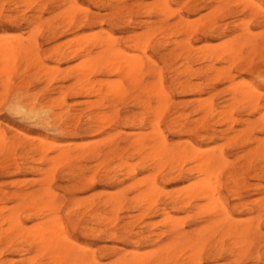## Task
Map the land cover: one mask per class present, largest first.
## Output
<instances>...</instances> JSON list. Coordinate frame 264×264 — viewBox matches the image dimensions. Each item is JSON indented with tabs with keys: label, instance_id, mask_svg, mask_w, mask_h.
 <instances>
[{
	"label": "rangeland",
	"instance_id": "rangeland-1",
	"mask_svg": "<svg viewBox=\"0 0 264 264\" xmlns=\"http://www.w3.org/2000/svg\"><path fill=\"white\" fill-rule=\"evenodd\" d=\"M160 1L0 0V39L4 40H0V46L9 38L11 39H9V42L16 44L18 35L20 37V39L18 38L19 44L20 40L25 39L27 41H22V44H25L23 46H32V48L30 47L31 50L23 54H16L12 69L10 68L12 71L9 70L8 73L3 74V64L0 61V131L2 135H5H3L5 146L2 144L4 149L5 147L9 149V146L12 145L10 152L5 153L4 149L1 148L3 146L0 144V149H2L0 150V190L8 194L13 191L28 193L38 191L43 182L51 188L52 192L55 193V204L58 207V212L67 228L69 247L71 246L72 250L68 253L70 258L65 264H73V255L92 258L94 254L97 264H119L121 261L132 260L130 257H134V255L138 257L142 253L143 255L147 254V256H140L144 264H264V158L260 157L261 155L254 157L249 152L247 153L249 149L254 147V144H251L250 139L247 138L264 139V128L261 129L260 124L257 123L261 114L264 116V110L260 109L258 114L257 112L249 113L246 108L244 110V107L240 106L233 108V117L239 122L232 123V132L230 131L223 136L221 132L226 129V125L217 124L216 121H211V119L208 120V135L211 137L209 141L205 138L207 135L201 126L196 127L194 134L180 131L179 128L168 130L170 121L181 113L182 115L186 114L187 121L200 118L201 114L197 111V102L210 99L214 108L225 107L226 109H224L227 110L230 105L228 94L230 91L227 89H230L231 82H234L235 84L232 83V85L235 86H242L243 82L255 86L260 92L257 101L258 106L263 107L264 0H249L253 3L248 0H222L223 3L227 4V7L221 11L222 13H215L216 16L214 15V17L211 16V11L218 6V0H165L169 8L167 7V11L165 10L164 13L161 12L163 4L160 5ZM252 4L254 7H252ZM258 4L262 6V12L256 9ZM76 5L78 8H76ZM69 6L74 11L69 10ZM68 21L71 22L70 25ZM183 22L191 23L193 28L188 25L191 27L190 29L196 30L192 33L188 32L190 33L189 36L180 33L184 25H187ZM244 27H247L249 33L252 32L251 34H253L248 33V35L245 33L244 35L251 42L254 41L258 43L259 47L263 48L256 50L254 54L242 53V59L244 58L242 63L228 69L230 75L232 74L231 82L225 80L223 76L214 80L215 74L207 71V65L211 63L203 62L204 59H200V54L205 53L204 51H210L211 45L215 47L213 51H220L222 49V47H220L221 49L218 48V45H222L220 40L230 39V36L234 37L236 32L238 33L235 36L242 34L241 31ZM150 29H152L150 34H155L151 36L150 40L151 51L148 48L145 55H142L131 47L133 43L131 41L129 43L128 38L134 34L140 35ZM107 34L115 37L116 48L122 49L126 56L139 55L140 57L149 56L151 58L156 69L160 70L163 87L169 96L164 104L163 102L160 104L159 100L153 95L148 97V94L146 93V95L141 88L130 89L121 99H111V97L101 99L96 94L85 95L81 93L79 87L82 84L78 80L83 75L82 70L84 71L82 68L85 60L82 58H87L89 55L90 59L93 57L92 55L98 54L100 49L97 48V50L91 43L100 39L99 36L105 39L104 35ZM29 35L30 38L32 37L31 40H28L30 39ZM81 36H84L83 38L88 36L89 39L91 37L93 40L87 44V37L81 39L78 44L76 42L77 38H81ZM232 36L231 38H233ZM15 37L16 39L13 40ZM32 39L36 44L33 43ZM72 39L76 40L73 41ZM70 40L73 42L71 43ZM187 40L190 42L191 48H194L197 52L193 50L195 54L194 52L190 54L191 57L188 62L184 59L182 51L174 48L173 44L175 41L186 42ZM81 41H84L82 43L85 44V47L83 45L81 48ZM25 42H28V44ZM201 46L203 47L201 48ZM205 46H208V50L205 49ZM239 46L237 45L236 48ZM198 47L200 49L204 48L201 53ZM217 48L218 50H216ZM242 48L243 51H246V48ZM196 49H199V51ZM85 50H87V53L83 54L86 52ZM261 50H263L262 53H260ZM67 53L69 57L66 56ZM136 53L138 55H135ZM81 64H83V67H81ZM212 64L216 66L214 68H228V65L221 63V61H214ZM185 66H189L192 72L185 73ZM49 67L50 69H48ZM47 70L49 72H46ZM193 70L195 71L193 72ZM258 74H261V77ZM116 79L115 82H124L123 79L116 78L114 74L100 75L95 73L87 77V80L94 83L93 88L97 89L99 84L101 89L104 87L101 90L102 92L106 90L107 85H110ZM157 79V76L148 73L142 77L145 85L154 84ZM103 81L108 83L106 82V84ZM179 82L187 86L191 84L198 85V92L191 93L189 89H178ZM15 97L23 103L28 102V100L32 101L38 107L47 109L52 113L60 114L59 112H61L62 121H57L56 125L53 124L52 127L44 130L33 122L19 119L11 110ZM98 100L99 103L97 104ZM138 101H141L142 104H138ZM146 103H149L147 109L144 108ZM164 105L167 108L163 111L164 114L159 119L158 125L169 146L182 145L186 141H192L196 142L197 147L200 149L209 150L210 147L219 148L221 145L228 163L221 172L220 183L222 187L220 191L222 197L228 202V210L231 214L229 222H221L218 225L216 224V227H211L210 225L214 221H220L223 217L211 213V210H209L211 207L208 206V203L205 204L206 201L195 202L194 204L197 206L194 205L192 209L186 208V210L181 204H179V207H182V209L178 206L173 209L169 196L175 193L174 190L180 189L177 192L183 193V190L185 191L184 187H189L190 180L193 181L194 179L195 183L200 178L193 174L188 180H185V177L178 176L179 169H174L173 166L171 168L169 164H166L161 170L159 169V172L153 162H149L148 158L144 157L146 154L144 151L140 154L135 152L133 154L134 150L131 148L130 141L136 133H145L144 135L151 133L149 122L155 120L153 112L158 108H161L162 111ZM114 110H117L116 113ZM114 113L115 117H111V114L114 116ZM96 114H110L111 119L106 120L108 123L104 121L105 124L89 122L88 118ZM140 119L143 120L142 127L139 123ZM245 119L255 125L253 130L247 137L245 136L246 140L243 139V136L232 139V142L231 137L236 132L244 129L245 124H243V121ZM101 125L105 126L104 129L96 131L97 126ZM57 126L65 127L66 131L61 133L57 130ZM45 136L54 139L55 143L60 146L64 144L59 149L64 147L67 149L69 156L66 161L62 160L64 157H57L60 152L53 149L46 153L45 162H36L39 156L29 153V146L32 144V139H41ZM88 152L90 153L88 154ZM83 154L86 155L83 156ZM54 159L56 160L54 161ZM247 165L249 166L247 167ZM193 166V163H186L182 165V169L186 170ZM228 176L229 179H227ZM231 176L235 182L237 180L234 186L230 180ZM90 178L93 181H90ZM153 180L160 190L158 195L152 198L151 203L153 204L151 205L150 202V204L141 202V196L150 189ZM181 190L182 192H180ZM237 193L239 196L236 195ZM134 197H140L139 202ZM13 199L10 196L0 198V210L5 211L2 213L4 216L13 210V207L20 211L24 210L22 212L24 214L29 215L33 212L30 204L26 206L29 200L21 203L19 199ZM113 200H118L119 204L109 205ZM135 201L138 203L135 204ZM144 204H147L145 206L149 208H144ZM17 205L19 207H16ZM23 206H26V210L23 209ZM197 207L201 208L195 209ZM203 207H209L207 209L210 213L206 208L204 210ZM112 208L114 211L110 212ZM202 211L205 212L202 213ZM168 213L172 219L175 218L176 224L181 222L182 227L180 224L175 225L174 220L172 222L166 221ZM95 215L96 218H94ZM103 216L107 219H102ZM36 221L39 222L38 220L29 221L24 218L25 226L28 227L36 224ZM167 222L170 225L174 224L171 225L172 228ZM248 224L253 226L254 233L247 240L248 246L238 250V241L234 237L230 239V236L228 237L225 232L238 225ZM2 228L4 229V227ZM206 228L210 229L206 230ZM202 229L205 230L202 231ZM183 234L189 237L191 241L201 240L202 245L197 244L195 248L180 245L175 247V250L167 248ZM6 239L0 241V263L53 264L47 261L48 254L40 256L39 259L35 256L37 260L32 257L40 251L36 245L27 247L28 243L24 239H20V243V240L16 241V238H13V241L14 239L15 241L10 242V244V239L8 238V241ZM17 243L18 247H22L24 250L18 256L15 251ZM199 245L202 248H200V255L196 252L199 251ZM164 247L168 251H165ZM245 249L247 251L243 253ZM174 253L177 256H174L175 259L173 260ZM194 253L198 256L195 258L196 262L191 260H194L192 258ZM31 257L35 258L34 262Z\"/></svg>",
	"mask_w": 264,
	"mask_h": 264
},
{
	"label": "bare ground",
	"instance_id": "bare-ground-1",
	"mask_svg": "<svg viewBox=\"0 0 264 264\" xmlns=\"http://www.w3.org/2000/svg\"><path fill=\"white\" fill-rule=\"evenodd\" d=\"M26 2H28V1H26ZM160 2H161L160 5L163 4V7L161 6L162 7L161 12L164 13L165 10L167 11V7L168 6H167L165 0H163V1L161 0ZM223 2L224 1H222V0H218L217 1L218 6L217 7H214L213 10L211 11V16L212 17H214V15L216 16L215 13H218V14H219V12L222 13L221 11H223L227 7V4L226 3H223ZM250 3H253V1L250 2ZM32 4L34 5V3H32ZM32 4H31V6H32ZM252 7H254V5ZM76 8H78L77 5H76ZM261 8H262V6L260 4H258L256 6V9L259 10L260 12H262ZM71 9L73 10L72 7L69 8V10H71ZM174 10H173V12H174ZM163 13H161V14H163ZM69 15H71V14H69ZM165 15L167 16V14H165ZM70 23L68 21V24L69 25H70ZM246 23H247V21H246ZM183 24H187V23H184L183 22ZM180 25H181V22H180ZM188 25H191V23L190 24H187V25H184V28L181 29L180 33L182 32V33H184L187 36L188 34H190L188 32H191L192 33V32H194L196 30V29H192L191 30L190 28L192 27V25H191V27L188 26ZM205 26H204V29H205ZM242 27H243V25H242ZM151 31H152V29L145 31V32H143L140 35L134 34V35H132V36H130L128 38V42L130 43V41H131L133 43L131 47L134 50H136L139 53H141L142 55H145L146 50L148 48L150 49V40L152 38L151 36L153 35V33H152V35L150 34ZM178 31H179V29H178ZM207 31H208V29H207ZM241 32H242V34H240L238 36H235L236 33H238V32H236L234 34V37L231 35L233 38H231V36H230V39H227L226 38L224 40H220L222 42V45L223 46L221 44H220V46L217 44L218 45V48L222 47V49L220 48L221 50L219 49L220 51H218V52L216 51L217 53L215 51H213L215 47L213 45L210 46V44H209V46H210L209 49H211V50L210 51H207V52L204 51L205 53H202V55L200 54V59H204L203 62L206 61V62L211 63V64L207 65V67H208L207 68V71L215 74V79L214 80H217V78L223 76L225 80L230 81L232 79V77H231L232 74L230 75V72H229L228 69L231 68V67H233V66H236V65H239V64L242 63V60H244V58L242 59V53L245 52L246 54H254L256 50H260L261 48H263V47H259L258 43L254 42V41L251 42L244 35L245 33L248 34L250 32V31L247 30V27L242 28V31ZM251 33H249V34L250 35H253ZM31 36H34V35H31ZM104 36H105V39H102V37L99 36L100 39L97 38L98 40H96V42L91 43L92 46H95L96 47V49L97 48L100 49V51H98L99 53L98 54L96 53V55L95 54L94 55L91 54L93 57L90 58V59L88 57L89 55L87 56V58L86 57L85 58H82V59L85 60V62H83L84 63V67H83V64H81L82 65L81 67H83L82 69H84V71L82 70L81 73L83 75L80 76V79L78 80V82H80V84H82V85L79 84L80 85L79 88H80L81 93L82 94H85V95H91V94L94 95V94H96V95L100 96L101 99L103 97L104 98L105 97H109V98L111 97V99L112 98L113 99H115V98L116 99H121V98H124V96L128 93V91L130 89H133L134 90L135 88H137V89L138 88H141L142 91L145 92V94L146 93L148 94V97L150 95H153L155 98H157V100H159L160 104H162L161 102H163V104H164V102L169 99V96H168V93L165 91V88L163 87V84H162V81H161V76H160L161 75L160 70L159 69H156L155 64L151 60V58L149 56H143V57L141 56L140 57L137 53L135 55H138V56H134V57L126 56L124 54V52H123L122 49H120L118 47L116 48V46H115L116 45L115 37H112L111 34H107V35H104ZM35 37H36V35H35ZM83 37L81 36V38H77L78 40L76 42L78 43L81 39L87 38L86 36H85V38H83ZM91 37H92V35H91ZM91 37H90V39L88 37V39H87V42L88 43L87 44H89V42H91V40H93V38L91 39ZM96 37H98V36H96ZM18 38L20 39L19 35L17 36L16 44L9 42V39L10 38L8 40L6 39V42L3 43L4 45L1 43L3 46L2 45L0 46V57H1L0 58V61H2V64H3L2 65L3 71H4L3 74L9 72L10 68L12 67V64H14L13 62H15V60H14V59H16L15 56L19 55L18 53L23 54L26 51L31 50L30 47L32 48V46H30V45L29 46L28 45L27 46H23V45H25V44H22V41L25 40V39H22L23 37L21 38L22 40H20L21 42L19 44ZM29 38H30V35H29ZM31 38L30 39L27 38V39L28 40H31ZM94 38H95V36H94ZM15 39H16V37L13 40H15ZM0 40H3V39L1 38ZM33 40L34 39H32V41ZM74 40H76V39H74ZM88 40H90V41H88ZM225 40H227V41H225ZM17 41H18V44H17ZM25 41H27V40H25ZM73 41L70 40L71 43ZM82 42H84V41H81L80 43H82ZM33 43L36 44L34 41H33ZM262 43H263L262 45H264V38H263V42ZM26 44H28V42ZM173 44H174V48H177V49H179V50L182 51V53L184 55V59L186 60V62H188V60L191 57L190 54L195 51L194 48H191L190 42L188 40L186 42H177V41H175V42H173ZM83 45L85 47V44L82 43L81 48L83 47ZM204 45H208V44H204ZM237 45L238 46L240 45V46L238 48H236ZM167 46H168V44H167ZM202 47L203 46H201V48ZM242 47L246 48V51L245 50L243 51L242 50L243 49ZM35 48H36V46H35ZM207 48H208V46H205V49H207ZM218 48L216 50H218ZM73 49H75V48H73ZM199 49L198 50L196 49V50L199 51ZM203 49H200V53L203 51ZM21 51H22V53H21ZM71 51H72V49H71ZM71 51H70V53H71ZM85 51L86 52H84L83 54L87 53V50H85ZM150 51H151V49H150ZM82 52H83V50H82ZM195 52H194V54H195ZM262 52H263V50H261L260 53H262ZM263 54L264 53H262V55ZM127 55H129V54H127ZM183 55H182V57H183ZM66 56L69 57V54L66 55ZM191 61H192V59H191ZM214 61L215 62L216 61H221V63L222 62L223 63H226L228 65V68L227 69H225V68L224 69L223 68L222 69L221 68L220 69L214 68V67H216V66H213V64H212V62H214ZM48 69H50V67ZM189 69H190L189 66H185V68H184L185 73L186 72L188 73V71H190V73H191L192 71H191V69L190 70ZM10 71H12V70H10ZM194 71L195 70H193V72ZM46 72H49V70H47ZM81 73H79V74L81 75ZM84 73H85V75H84ZM95 73L100 74V75H103V74H109V75L110 74H114V75H116V78L118 77L121 80L123 79L124 82H120V81L119 82H115V81H117V79H116V80L113 81V83H111L110 85H107L106 90H104L102 92L101 90L104 87L101 89L100 84H99V86L97 87V89L96 88H93L92 86H93L94 83H91L90 80H87V77H89V75L95 74ZM146 73H148L150 75H153V76H157L158 79L156 80V82L154 84H146V85L143 84L142 77ZM52 74H54V73H52ZM55 74H56V72H55ZM52 78H54V77H52ZM96 81H94V82L96 83ZM103 82L106 83L107 81H103ZM230 82H229V84H230ZM97 83H98V81H97ZM232 83H234V82H231V86L229 85L230 86L229 87L230 89H227V90L230 91L229 93L227 92L229 94V96H230V98H229L230 102L228 101L230 103V105L228 106V104H226V106H228V109L227 110H225L226 109L225 107H224L225 109L224 108H220V109L214 108V105H213V103H212V101L210 99H206V100H204L202 102H199V103L197 102L198 101L197 100L196 101L197 102V111H198V113L201 114V117L198 118V119H196V120H194V121H190V120L187 121V117L185 116L186 114L182 115V113H181L178 117H176V118H174V119H172L170 121V126H169L168 130H171V128H179L180 131H185L186 133H189V134L192 133V134H194L193 132L196 131L195 130L196 127L201 126L204 129V133L207 135L205 138H207L208 141H209V140H211V137L208 135V127H209V126H207V121L208 120L211 119V121L212 120L216 121L215 123H217V124L226 125V129L221 132L222 133L221 135L223 136L224 134H227L230 131L232 132L233 126L231 124L236 121L234 119L235 117H233V114H232L233 108L240 106V107H244V110L246 108L249 111V113L257 112L258 114H259L258 111L260 109L264 110V105H263V107H259L258 106L257 101H258V98L260 97V92L258 91V89L255 86H252L249 83H245V82H243V83L241 82L242 83V86H235V85H232ZM241 83H239V84L241 85ZM245 84L246 85L249 84V85L246 86ZM177 88L178 89H181V90L189 89L190 90L189 92H191V93L193 92L194 93V92H198L197 89L199 88V86L198 85L195 86L193 84L187 86L186 84L179 82ZM98 103H99V100L97 101V104ZM63 104H61V105L63 106ZM138 104H142L141 101H138ZM148 107H149V103L148 104L146 103L144 108L147 109ZM163 107H165V108H163ZM222 107H223V105H222ZM166 108H167V106L164 105V106H162V111H161V108H158L155 112H153V115L154 116L153 115L152 116L155 118V120L149 122V125L151 126L150 127L151 128V131H150L151 133L149 135H144L145 133H141V134L140 133H136L135 134V136L133 137L132 141H130L131 142L130 143L131 144V148L134 150L133 151V154H135V153L140 154L141 152L144 151L146 153L144 155V157H147L148 160H149V162L150 161L153 162V164L155 165V168H158V169H156L158 171H159V169L161 170L166 164L167 165L169 164V165H171V168H172V166L174 167V169L178 168L179 169L178 171H180V173L177 172L178 173V176L181 177V178L182 177H185V180H188L193 174H196V176H198L200 178L199 180H196L195 183H194V179H193V181L190 180L191 182L189 181V184H190L189 187L187 188L185 186L184 187L185 188V191L183 190L184 188L182 189L183 190V193L177 192V190L179 191L180 189L174 190L175 193L174 194H171L169 196L170 199H171L170 201H171V205L173 206L172 207L173 209H176L177 206L180 209H182V207H184L185 209L186 208L192 209V207L194 205H196V204H194L195 202H197V201H206L205 204L208 203V206L211 207V209H209V207H203L204 210H205V208L206 209L208 208L209 210H211V213L212 212L214 213V215H218L219 214L220 216L223 217V219L220 220V221L219 220L217 222L214 221L210 225L211 227L212 226H215L216 224L218 225V223H221V222H226V221L229 222L231 220V214H230V212L228 210V202L222 197L221 191H220L221 190V187H222V185L220 183L221 172H222V170L224 169V167L228 163L227 162L228 160H227L226 155L224 154V152H223V150L221 148V145L219 146V148H215V146L213 148L210 147L212 149L209 148V150H205L204 148H203L204 150L203 149H200L199 147H197L198 144L196 142H192V141H186L182 145L169 146L167 144L166 137L163 135L162 131H160L159 125H158L159 119H161V116L164 114L163 111H165ZM11 110L13 111V114L16 117H18L19 119H22L23 121L33 122V123L39 125L44 130H47L50 127H52V125L55 124V123H57V121H62V115H60L61 112H59L60 114L52 113V112L48 111L47 109H44L42 107H38L32 101H29L28 100V102H24L23 103V102L19 101V99L16 98V97H15L14 102H12ZM116 111H115V113H116ZM115 113H114V116L111 114V117H115ZM109 115L110 114H98V115L96 114L94 116H90L88 118V121L89 122H94L96 124H102L107 119H111V117H109ZM74 120H76V119H74ZM139 123L141 124V127H142L143 126V120L140 119V122ZM257 123L260 124L259 127L261 129L264 128V116L262 114H261L260 118H258V122ZM109 124H111V123H109ZM243 124H245L244 129L236 132V134L231 137V140L232 139L234 140V139H236L238 137H243V136H244L243 139H245V136L247 137L248 134L253 130V128L255 126L248 119H245L243 121ZM97 127L98 128H96V131H100V130H103L105 126L104 125H101V126H97ZM259 127H258V129H259ZM56 128L61 133H64L66 131V128L65 127L61 128L60 126H57ZM3 135H2V133L0 131V144L1 145L3 144L5 146V143H3L4 140H5L4 139V136L5 135L4 136ZM243 139H242V141H243ZM247 139H250V143L251 144H254L253 145L254 147L251 148V149H249V151H247V153L249 152V154H251L254 157L255 156H258V155H261L260 157H263L264 158V139H260V138L259 139H256V138H252V137L247 138ZM233 140H232V142H233ZM90 143H92V142H90ZM4 146L1 147V148L4 149ZM62 146H60L59 144H56L55 141H54V139H50L47 136H45V137H43L41 139L34 138V139H32L31 146H29L30 147V151H31V152L29 151V153H32V154L34 153V154H36V156H39V158L36 159V162L37 163H40V162H43L46 159V153H48L49 150H53L54 149L55 151L58 150V152H60V154L57 155V157H60V158L61 157H64V159L62 158V160L66 161V158L69 156L68 155V151H67V149H65V147L63 149L62 148L59 149V147H62ZM9 147L11 148L12 145L9 146ZM10 148L8 149V147L7 148L5 147V149H4L5 153H7V152L9 153L10 152L9 151ZM2 149H0V150H2ZM89 153L90 152H88V154ZM85 155L86 154H83V156H85ZM54 158H56V157H54ZM56 159H58V158H56ZM56 159H54V161ZM34 163H35V161H34ZM186 163H193L194 166L192 168H189V169L184 170V169H182V165L183 164H186ZM125 165H127V164H125ZM248 166L249 165H247V167ZM50 167H52V166H50ZM130 168H131V166H130ZM229 176H228L227 179H229ZM198 177H197V179H198ZM44 179H45V177H44ZM165 179H167V178H165ZM170 179H171V177H170ZM238 179L240 180L239 177H238ZM230 180H231L233 186L237 182V180H236V182L233 180V177L230 178ZM90 181H93V179L91 180V178H90ZM152 184L153 185L150 187V189L146 193L143 192L144 193V194L142 193L143 195L140 193L142 195V196L140 195L141 196V202H146V203L148 202L147 204H150L151 201H152V198L155 195H158V192H159L160 188H158L157 185L154 184V180H153V183ZM182 190L180 192H182ZM54 194L55 193L52 192L51 188L49 186H47V184L45 182H43L42 185H40V189L38 191H33V192H28V193H19L17 191H13V192H11V193L8 194V193L0 190V198H3V197L5 198V196H10L11 198L19 199L21 201V203L22 202H25L26 200H29V203L27 205L26 204L25 205L28 206L30 204L31 209L33 211L29 215L27 213H25L27 216L24 217L23 215H25V214L22 213L24 210L20 211L17 208L14 209L13 206H12L13 208L11 207L13 210L9 211V213L6 216H4L2 214L5 211L0 210V241H2V239H4V238L5 239L7 238L6 241H8V238H9L10 239L9 240V243L10 242L13 243L15 241V239L13 241V238H16V241L17 240H20V239L21 240L24 239V241L26 243H28L27 247H32V246L36 245L38 247V249L40 250V251H38L39 253L37 255H34L33 254L34 256H32V257L37 256V258L39 259L40 256H43V255L48 254L49 256H47V261H49V262H51L53 264H65L68 261V259L70 258V255L68 253L71 252L72 250L70 248L71 246L69 247V241H68V235H67V228H66L65 223L63 222L62 218L60 217V214L58 212L59 211L58 210V207L55 204L56 202H55V195ZM236 195L239 196L238 193ZM139 198H135V199H137L136 201L140 200ZM153 200L155 201V199H153ZM168 201H169V199H168ZM138 202H136L135 204H137ZM75 203H77V202H75ZM108 204H109V202H108ZM117 204H119V201L118 200H113V201L110 202L109 205L115 206ZM147 204H144V208L146 207L145 205H147ZM152 204L153 203H151V205ZM179 204H181L182 207H179ZM151 205H149V206H151ZM259 205H258V207L261 208ZM26 206L25 207L23 206V209L25 208V210H26ZM138 206H139V204H138ZM16 207H19V206L17 205ZM76 207H77V205H76ZM76 207H75V209H76ZM119 207H120V205H119ZM121 207H122V203H121ZM201 207H197L195 209H199ZM4 209H6V208L4 207ZM208 209H207V211H209ZM113 211H114V209L112 208V211H110V212H113ZM143 211H144V209H143ZM162 211L164 212V210H162ZM27 212H28V210H27ZM203 212H205V211H202V213ZM209 213H210V211H209ZM204 214H206V213H204ZM96 215H99V214H96ZM96 215H95V217L94 216L93 217L96 218ZM24 218H25V220L27 218V220H29V221L38 220L39 222L36 221L37 222L36 224L28 227V226H25ZM103 218H106V217L103 216L102 219ZM91 219H93V218H91ZM166 219H167L166 221H168V222H172L174 220V223H175V221H176L175 218L174 219L171 218V216L169 215V213L167 214V218ZM179 220H180V218H179ZM162 222H163V220H162ZM238 222H239V220H238ZM177 223H179L180 226L182 227L181 222H177ZM179 224H176L175 223V225H179ZM171 225H174V224H171ZM2 227H4V229ZM171 228H172V226H171ZM226 228H227V226H226ZM207 229L209 230L210 228H206V230ZM203 230H205V229H202V231ZM253 233H254V228H253V226L251 224L244 225V226H239L238 225V226H236L234 228L228 229L225 232V234L228 237L230 236V239H232V237H234V239H236L238 241L237 242V244L239 245L238 250H239V248H245L246 246H248L247 245V240L249 239V237ZM113 236H115V235H113ZM10 237H12V238H10ZM21 240H20V243H21ZM25 242H24V244H26ZM219 242H221V241H219ZM201 243H202L201 240L191 241V239L189 237H187L185 234H183V235H181V237H179L177 239V241L173 242L171 244V246H167V248H170L172 250L175 247H178L180 245H186V247L187 246H191V247L195 248V246L197 244H201ZM203 243L205 244V242H203ZM234 243L236 244V242H234ZM168 245H170V244H168ZM24 246L26 247V245H24ZM200 248L201 247L199 245V251L197 250L196 252H198V253L201 252ZM21 249H22V247L19 248L18 247V243H17V248H15V251L17 252V256L18 255H21L24 252V250L23 249L21 250ZM38 249H35V250L37 251ZM61 249H63V250L60 252ZM164 249H165V251L167 250L166 247H164ZM156 250H159V249H156ZM229 251H231V250H229ZM245 251H247V250L245 249L243 251V253H245ZM232 252H230V253H232ZM134 253H136V252H134ZM195 253H194V256H195L194 257L192 255L193 254V250H192L191 256H193L192 258H194V260L191 259L192 261H195V258L198 257V256L195 255ZM200 254L201 253H199V255ZM246 254H247V252H246ZM141 255H143V253ZM141 255L138 256L139 258L136 257L137 255H134V257H130V259L132 258V260H125L123 262L122 261L121 262L118 261V262H119V264H144L143 259H140V256ZM145 255L147 256L146 253H145ZM145 255H143V256H145ZM174 256L176 257L177 254L174 253L173 260L175 259ZM35 258H32V261L35 260ZM37 258H36V260H37ZM72 261H73V264H97L98 263L96 261V258L94 257V254H93V257L92 258H88V257L83 258V257H79V255H73ZM4 262H5V260H4ZM8 262H9V260H8ZM0 264H2V263H0ZM6 264H13V263H10L9 262V263H6Z\"/></svg>",
	"mask_w": 264,
	"mask_h": 264
}]
</instances>
